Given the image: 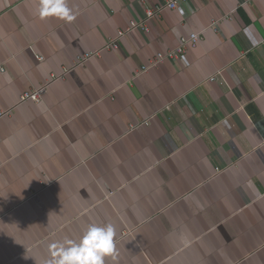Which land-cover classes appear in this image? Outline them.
Masks as SVG:
<instances>
[{"label": "crops", "instance_id": "0c3cea01", "mask_svg": "<svg viewBox=\"0 0 264 264\" xmlns=\"http://www.w3.org/2000/svg\"><path fill=\"white\" fill-rule=\"evenodd\" d=\"M156 2L66 0L67 22L0 0V264L108 223L105 264H264V0H190L118 37Z\"/></svg>", "mask_w": 264, "mask_h": 264}, {"label": "clouds", "instance_id": "9594fccd", "mask_svg": "<svg viewBox=\"0 0 264 264\" xmlns=\"http://www.w3.org/2000/svg\"><path fill=\"white\" fill-rule=\"evenodd\" d=\"M36 15L40 19L57 17L67 22L75 19L66 0H39ZM115 227L111 224H90L79 240L65 238L50 245L45 264H105V257H114Z\"/></svg>", "mask_w": 264, "mask_h": 264}, {"label": "built area", "instance_id": "2783aa9c", "mask_svg": "<svg viewBox=\"0 0 264 264\" xmlns=\"http://www.w3.org/2000/svg\"><path fill=\"white\" fill-rule=\"evenodd\" d=\"M190 0H157L156 3H154L153 6H147L144 8V18L137 22L136 20H131L129 22V26L126 28H121L118 30V37L123 36L124 34L131 32L133 29H142L144 31H148L149 26H148V21L153 18H159L162 15V12L166 9H176L180 4L188 3ZM201 38L200 33H190L186 37H181L180 39V44H178L176 47L172 49H168L166 51H160L156 53L154 57H152L147 64L143 65L138 73L145 72L148 69L152 67H156L163 63L166 60L172 61V62H177L180 63L183 55L185 54V51L188 47H194L197 45ZM117 39L111 40L109 43V46H115L117 45L116 43ZM93 56L92 53H85L81 57L77 59V64H81L88 58ZM0 70L3 71V68L0 67ZM58 78V77H53ZM216 76L212 75L209 79L210 81L215 80ZM46 85H42L39 87H35L29 91H25L24 93L21 94L19 102L25 101V100H33V101H39L42 96L44 95L46 91ZM12 111V108L10 109H3L0 110V119L5 116L10 114ZM216 170H219V168H216Z\"/></svg>", "mask_w": 264, "mask_h": 264}]
</instances>
